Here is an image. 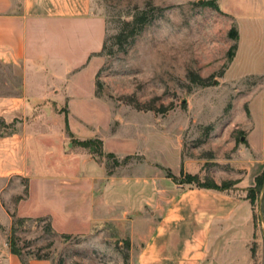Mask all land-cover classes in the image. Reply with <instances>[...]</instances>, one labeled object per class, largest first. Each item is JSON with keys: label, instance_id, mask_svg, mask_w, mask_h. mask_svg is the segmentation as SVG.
Instances as JSON below:
<instances>
[{"label": "rangeland", "instance_id": "obj_1", "mask_svg": "<svg viewBox=\"0 0 264 264\" xmlns=\"http://www.w3.org/2000/svg\"><path fill=\"white\" fill-rule=\"evenodd\" d=\"M217 6L216 0H92L93 12L105 21L103 63L95 76V94L103 101L74 102L67 125L80 138L102 140L103 148L94 143V153L71 134L64 149L86 152L117 176L140 177L144 173L139 163L148 158L172 177L170 172L177 174L180 167L169 142L182 132L183 160L200 168L190 184L232 192L240 202L233 219L218 223V236L204 264H264L261 133L254 131L262 153L250 154L244 149L249 125L240 117L243 110L246 113L243 99L262 80L242 78L240 66L230 67L221 77L234 43L228 32L235 25ZM143 16L146 22L131 40V26L124 27L123 21ZM14 70L0 62V93L16 90L19 78ZM199 79L207 85L199 84ZM74 113L81 115L86 127ZM56 124L60 129L63 120ZM172 180L188 179L182 174ZM26 184V179L15 176L0 182V249L8 246L12 221L18 217L12 204L26 194ZM18 186L20 195L8 198ZM139 215L149 217L150 208L132 210L128 219ZM56 221L64 230L77 229L75 221ZM129 228L128 221L121 226L99 223L85 234H65L54 230L45 216L26 218L17 225L16 235L25 260L39 256L53 264H132Z\"/></svg>", "mask_w": 264, "mask_h": 264}, {"label": "crops", "instance_id": "obj_2", "mask_svg": "<svg viewBox=\"0 0 264 264\" xmlns=\"http://www.w3.org/2000/svg\"><path fill=\"white\" fill-rule=\"evenodd\" d=\"M216 4L237 32L233 56L221 77L230 67L240 66L242 78L262 80L243 99L246 113L243 110L240 117L249 125L244 149L250 154L263 152L264 158V0H216ZM104 36L105 21L93 12L92 0H0V62L14 68L19 78L16 90L0 93V182L11 176L26 179V194L12 204L15 215L47 216L58 232L85 234L95 224L121 226L128 221L132 264H204L218 236V223L233 219L240 202L232 192L172 180L200 172L197 165L183 160L182 132L169 142L180 167L177 174L170 172L172 177L148 158L139 163L144 173L140 177L117 176L86 152L64 149L69 136L65 119L70 120L72 104L84 98L102 100L95 94V76L103 63ZM76 113L80 125H86ZM58 119L63 120L60 129ZM257 128L260 153L254 136ZM16 194L20 195L19 186L8 198ZM142 207L150 208L149 217L128 219L130 211ZM59 218L75 221L77 229L59 228ZM0 264L22 262L5 245ZM27 264L53 263L30 258Z\"/></svg>", "mask_w": 264, "mask_h": 264}, {"label": "trees", "instance_id": "obj_3", "mask_svg": "<svg viewBox=\"0 0 264 264\" xmlns=\"http://www.w3.org/2000/svg\"><path fill=\"white\" fill-rule=\"evenodd\" d=\"M218 8V6H217ZM219 9V8H218ZM220 11V9H219ZM144 16L142 17H139L138 20H133V21H128V20H125L123 21V24H124V27H127V26H131V28L128 29L129 31V37L131 38V40L134 39V37L142 30V26L144 25V23L146 22V20H143ZM122 30H120V35H118V37L122 36ZM228 35L229 37H231L232 39H236L237 38V32H236V29L233 27L229 30L228 32ZM104 45V43H103ZM230 50L231 52L228 53V62H230L232 56H233V51L235 49V44H232L230 46ZM103 49V47H102ZM199 84L203 85V86H206L207 83L204 79H199ZM98 85V82L96 81V86ZM65 112V115L67 114V111H64ZM65 128L66 130L68 131L69 135H71V132L69 131L68 129V125H67V119H65ZM96 143L98 144L99 148H101L102 146V141L98 138H90V139H85V140H80L78 141V144L83 146V147H86L88 148L89 150H91L92 152H96L97 153V150L93 149V144ZM110 154L111 156H114L113 154L111 153H108ZM183 177L187 178L188 180L186 181V183H191V182H195L196 180V175L194 174H183ZM200 187H208V188H213V189H217L216 187H213V186H200ZM14 216V215H13ZM26 218H23V217H15L14 221H12V225L10 227V232L8 234V237H7V245H8V248L10 250L11 253L13 254H16L22 264H27L28 262V259L25 260L23 259L22 257V250L21 248L19 247L18 243H17V235H16V228H17V225L19 226L23 221H25ZM48 230H51V227H48ZM35 259H46V258H43V257H35Z\"/></svg>", "mask_w": 264, "mask_h": 264}]
</instances>
